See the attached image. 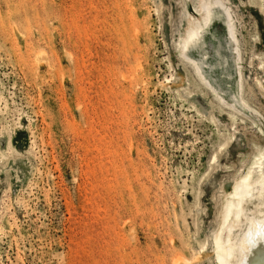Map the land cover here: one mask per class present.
<instances>
[{
	"label": "rangeland",
	"instance_id": "rangeland-1",
	"mask_svg": "<svg viewBox=\"0 0 264 264\" xmlns=\"http://www.w3.org/2000/svg\"><path fill=\"white\" fill-rule=\"evenodd\" d=\"M259 165L264 0H0V264H220Z\"/></svg>",
	"mask_w": 264,
	"mask_h": 264
},
{
	"label": "bare ground",
	"instance_id": "bare-ground-1",
	"mask_svg": "<svg viewBox=\"0 0 264 264\" xmlns=\"http://www.w3.org/2000/svg\"><path fill=\"white\" fill-rule=\"evenodd\" d=\"M197 10L202 12L201 18L197 19L198 25L188 36L185 50H188L194 59L200 79L217 91V87L211 82L214 70L207 59V52L203 49L206 26L212 22V11L208 8L202 11L201 7ZM193 50H197L200 56L194 55ZM259 168L256 171V178L252 177V172L244 177L243 182L233 191L226 203L223 233L216 243L220 264H249V261L251 264H264V169L262 165H259ZM248 202L256 203L255 208L251 209L248 204L244 207V203ZM241 215L246 217L241 228L246 227L236 233L234 222L240 220ZM231 257L235 260L232 261Z\"/></svg>",
	"mask_w": 264,
	"mask_h": 264
}]
</instances>
